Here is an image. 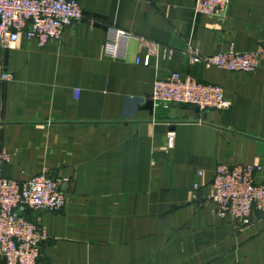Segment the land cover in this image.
<instances>
[{"label": "crops", "instance_id": "obj_1", "mask_svg": "<svg viewBox=\"0 0 264 264\" xmlns=\"http://www.w3.org/2000/svg\"><path fill=\"white\" fill-rule=\"evenodd\" d=\"M78 1L84 18L61 41L0 44L4 175L67 179L64 208L24 209L49 234L37 264H264V211L241 225L210 198L218 163L264 167V67L192 60L264 47V0H231L222 16L194 0ZM109 26L132 34L126 59L105 55ZM139 36L160 44L150 65ZM170 71L222 86L229 106H155Z\"/></svg>", "mask_w": 264, "mask_h": 264}, {"label": "built area", "instance_id": "obj_2", "mask_svg": "<svg viewBox=\"0 0 264 264\" xmlns=\"http://www.w3.org/2000/svg\"><path fill=\"white\" fill-rule=\"evenodd\" d=\"M230 4L231 0H194L193 8L196 13L222 16ZM83 18L84 11L78 0H0V44L2 48H13L21 39L37 40L40 46L59 42L65 28ZM131 36L122 28L109 26L105 55L126 59ZM139 42L148 53L143 62L137 63L150 65L151 56L158 52L160 44L145 36H139ZM192 60L203 62L207 67L253 72L264 67V47L245 52L231 48ZM78 95L76 89L75 96ZM152 102L155 106L190 104L200 110H223L229 106L222 86L201 82L180 71L156 77ZM174 144L175 134L171 132L168 147ZM9 159V152L0 148V264H37L49 234L44 226L30 220L24 209L58 211L64 208L67 197L62 184L67 179L55 178L48 170L27 180L6 177L3 168ZM263 173L264 167L260 164L218 163L210 194L215 210L241 225L250 224L255 210L264 211Z\"/></svg>", "mask_w": 264, "mask_h": 264}, {"label": "water", "instance_id": "obj_3", "mask_svg": "<svg viewBox=\"0 0 264 264\" xmlns=\"http://www.w3.org/2000/svg\"><path fill=\"white\" fill-rule=\"evenodd\" d=\"M152 102V101H151ZM152 104H153V102H152Z\"/></svg>", "mask_w": 264, "mask_h": 264}]
</instances>
